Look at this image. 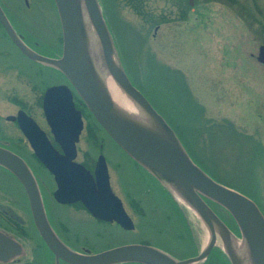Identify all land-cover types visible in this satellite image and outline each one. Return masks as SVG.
<instances>
[{
  "label": "rangeland",
  "instance_id": "obj_1",
  "mask_svg": "<svg viewBox=\"0 0 264 264\" xmlns=\"http://www.w3.org/2000/svg\"><path fill=\"white\" fill-rule=\"evenodd\" d=\"M2 1L13 6L14 24L29 46L49 56L62 53V28L54 0H27L28 5L26 0ZM99 2L123 66L176 131L193 160L219 182L253 198L264 213V64L257 60L264 44V0H194L193 6L189 0ZM183 7L186 17L180 18ZM1 34L0 51L7 50L10 56L0 58V113L5 114L15 109L7 99L10 94L17 96L16 89L29 97L32 81L41 92L64 80L57 73L48 76L47 71H52L46 64L27 58ZM34 107L28 108L33 115ZM88 113L87 124L94 131L90 142H84L85 148L91 149L93 157L99 152L106 156L112 186L136 229L105 226L78 207L57 206L49 192V210L59 212L64 227L87 231L88 240L81 234L80 243L86 240L83 245L93 251L148 242L184 256L196 247L187 242L190 230L198 232L200 242H208L209 229L198 214L142 170ZM8 130H12L9 125ZM37 170L48 190H53L52 175ZM128 193L139 197L137 206ZM215 210L238 234L231 214L221 207ZM141 211L148 214L140 215ZM0 226L18 232L27 248L26 264H54L35 226L28 197L2 167ZM96 233L103 236L97 239ZM63 236L75 242L69 232Z\"/></svg>",
  "mask_w": 264,
  "mask_h": 264
},
{
  "label": "water",
  "instance_id": "obj_2",
  "mask_svg": "<svg viewBox=\"0 0 264 264\" xmlns=\"http://www.w3.org/2000/svg\"><path fill=\"white\" fill-rule=\"evenodd\" d=\"M62 28L63 48L59 57L42 54L19 35L0 4V21L11 40L29 58L61 71L86 103L108 135L136 162L166 184L203 220L209 229L207 246L196 256L179 259L169 252L143 243H129L98 252L79 251L63 241L47 215L36 177L27 162L0 146V166L13 173L24 186L35 226L53 252L55 264H196L204 260L217 241L223 242L232 264H264V213L247 194L219 182L197 164L173 127L158 112L126 72L99 0H54ZM193 4V0H191ZM257 60L264 64V44ZM111 78L137 107V113L119 106L107 85ZM44 113L64 153L24 111L18 118L38 158L54 174L59 202L81 200L97 218L116 221L132 230L135 223L122 200L114 193L104 154L95 172L75 161L77 141L83 128L81 111L66 84L52 85L43 100ZM231 214L241 238L208 202ZM22 243L0 230V260L22 254Z\"/></svg>",
  "mask_w": 264,
  "mask_h": 264
},
{
  "label": "flooded vegetation",
  "instance_id": "obj_3",
  "mask_svg": "<svg viewBox=\"0 0 264 264\" xmlns=\"http://www.w3.org/2000/svg\"><path fill=\"white\" fill-rule=\"evenodd\" d=\"M26 3L28 5V1L27 0H26ZM0 4H1L3 10L5 11L7 17L11 21L13 27L17 31V33L19 35L23 36V38L25 40V35L21 31H19L18 28L16 27V25L14 24L13 16L16 15L17 13L15 14V10H14L13 6L10 3L4 2L2 0H0ZM189 4L191 6H193L194 5V0H193V4H191V0H189ZM180 5H182V4L180 3ZM181 10H183V12ZM185 10H186L185 7H183V9H180V11H179L180 18H182V16L183 17H186V16H184L185 15L184 13L186 12ZM156 28L158 29L159 28V25H157ZM157 29H156V31H157ZM0 32L3 33L4 37H8L9 40H11L10 36L8 35L6 29L3 26V24L1 23V21H0ZM13 44L16 45L15 43H13ZM61 54H59L57 56H52V55H50V56H52V57H59ZM8 56H9V52L7 50L0 51V58L1 59H6ZM26 57L29 58L28 56H26ZM29 59H31V58H29ZM32 61H34V60H32ZM35 62H37V61H35ZM38 63H40V62H38ZM46 66H48L47 68L52 71V72H48L47 71V75L49 74L48 76H52L53 73H57V74L61 75L62 80H64V82H62V83L60 82V83H56V84H52V85L66 84L67 86H69V88H70V90L72 92V95H73V100H74L75 106H76V108L78 110L81 111L82 119H83V128H82V131H81V133L79 135V140L77 141V157H76L75 161L81 163L85 168H87L92 173H94L95 172V169H96V165H97V161H98L99 155L100 154H103V152H99V154L96 157H93V155H92V153L90 151L91 149L89 147L88 148H85V145H84V142L85 143H89L90 142L89 137L91 136V133L89 131V125L87 124V119L89 120V118H88V116H89L88 111L90 112V110L88 109L86 103L81 98V96L77 93V91L75 90V88L73 87V85L67 79V77L61 71H59L58 69H56L55 67H52V66H49V65H46ZM20 73L22 74V72H20ZM37 73H38V75H42L43 74V72H41V73L40 72H37ZM128 75H129V77L131 79V76H130L129 73H128ZM132 82H133V80H132ZM31 83H33V84H31ZM31 83H30L31 84L30 85V94H28L29 97L27 95H25V94H21L20 93V90L17 91V89H16V92L15 93H18L17 96L11 97V94H10V98L7 99L8 100V103H11L12 104V102H13L12 105H14V107H15L14 111L11 112V113H5V114L4 113H0V146H3L5 148L11 150L12 152H15L16 154H18L19 156H21L27 162V164L30 166L31 170L33 171V173H34V175L36 177V180H37L39 189L41 191V195H42V198H43V202H44V205H45V209H46L47 215L49 217V220H50V222H51L54 230L57 232V234L60 236V238L63 241H65L72 248H74L76 250H79V251H84V250L88 249V248H86L87 247L86 245H83L86 240H84L82 242V245L80 243L81 242L80 240H82L81 234H85V233L87 234V231H85L84 229H82L80 227L77 228L78 231H76V228L74 229L75 230L74 232L71 229L68 230L61 223V217L59 215V212L57 210L56 211H52L51 210L53 212V213H51V211L49 210V207H48L49 192H51L50 194H51L52 201L57 206L78 207L80 210L85 211L86 214L94 217L96 219V221L98 223H100V224H103L105 226H112V225L116 224L118 227H120V229L125 230V231L135 230L136 229V223H135V221H134L135 228L132 229V230H126V229H124L116 221H113V222L112 221H106V220H103V219H100V218L95 217L89 211V209L85 206V204L81 200H78V201H75V202H72V203H62V202H59L56 199L55 192L59 188V184H58V182H57L54 174L45 166V164H43V162L36 155L35 150L33 149L30 141L28 140L27 136L23 132V130H22L21 126H20V123H19V118H18L19 112L20 111H24L28 116H30L31 118H33L36 121V123L40 126L41 129H43L47 133L49 139L51 140V142L55 146V148L60 153H64V149H63L61 143L56 140L55 135L52 133L51 127H50V125H49V123L47 121V118H46L45 113H44V108H43L44 94H45L46 90L50 86H52V85H48L44 91L42 90L40 92V89H39V86H38L37 82H33L32 81ZM133 84H135V83L133 82ZM138 88L140 89V87H138ZM149 101H150V99H149ZM33 107L37 111L35 115L31 114L28 111V108H33ZM37 117L38 118L41 117L42 118V121H41L40 118L38 119ZM4 122H6V123H4ZM8 125H9V127H11L12 130H8ZM105 158H106V156H105ZM106 160H107V158H106ZM136 163L152 179H155L160 186H162L163 188L166 187V188L170 189L166 184H164L161 181H159L155 176H153L147 169H145L143 166H141L138 162H136ZM0 167H2V166H0ZM2 168H4V167H2ZM4 169H6V168H4ZM37 169H39L40 171L42 169L43 170H47L52 175L53 180H54V185H55L54 188H53V190H48L49 189L48 185L43 182V179L40 176V174L38 173V170ZM7 171L19 182V185H20L21 189L24 191V193L28 197L27 192H26L24 186L18 180V178L13 173H11L9 170H7ZM109 173H110V169H109ZM110 183H111V186H112L111 174H110ZM112 189H113L114 193L122 200V202L124 204L123 199L121 198L120 195H118L115 192L113 186H112ZM127 196L130 198V200H132L135 203L134 206H137V204L139 203V197L138 196L133 197V196H131L130 193H128ZM134 206H132V207L134 208ZM30 210H31V207H30ZM31 213H32V211H31ZM138 213L140 215H145V216L148 214L146 211H141V212H138ZM0 230H4V231H7V232L13 234L22 243V245L24 247V252L22 254H19V255L15 256L14 258H11L7 262H3V261L0 260V264H26L27 263V258H28L27 255H26L27 254V248H26L25 243H23V241L20 239V236L17 234L18 232H14V231L8 230V229L3 228L1 226H0ZM82 230H83V232H82ZM65 232H69L71 235H74L75 238L73 237V240L75 242H73L70 239L67 240L63 236V234ZM86 234L84 235V237L87 239ZM197 235H198V232L197 231L190 230V233L188 234V236L187 237L185 236L186 239L188 240L187 241L188 243H191L192 245H196V247L194 248V250L192 252H190V253H188V254H186L184 256H176V255H173L171 253L170 254L173 255L176 258H179V259H184V258H188V257H192V256L198 255L207 246V242L206 243L200 242L198 240V236ZM102 236H103L102 233H96V238L97 239L101 238ZM237 236L239 238H241L240 233H238ZM42 241H43L44 248L48 251L51 259L54 261V264H55V256H54L53 252L48 248V246L46 245V243L44 242L43 239H42ZM141 243L147 244V245H152L151 243H148V242H141ZM121 245H123V244H121ZM115 246H119V245H111V246H108V248H112V247H115ZM108 248H106V249H108ZM91 251L92 252H98V251H101V250H98V251L91 250ZM63 263L70 264V263H67L66 261H63L62 260L61 261V264H63ZM130 263L144 264V263H139V262H130ZM120 264H123V263H120ZM196 264H232V262H231V260H230V258L228 256V253L226 251L225 245L223 244V242H221L219 240L211 248L208 256L204 260H202V261H200V262H198Z\"/></svg>",
  "mask_w": 264,
  "mask_h": 264
},
{
  "label": "bare ground",
  "instance_id": "obj_4",
  "mask_svg": "<svg viewBox=\"0 0 264 264\" xmlns=\"http://www.w3.org/2000/svg\"><path fill=\"white\" fill-rule=\"evenodd\" d=\"M107 85L111 91V94L115 102L123 107L124 109L137 113L138 109L134 103L120 90V88L115 84V82L109 77L107 78Z\"/></svg>",
  "mask_w": 264,
  "mask_h": 264
},
{
  "label": "trees",
  "instance_id": "obj_5",
  "mask_svg": "<svg viewBox=\"0 0 264 264\" xmlns=\"http://www.w3.org/2000/svg\"><path fill=\"white\" fill-rule=\"evenodd\" d=\"M130 1H134V0H130ZM91 113V112H90ZM219 125V124H222V123H215V124H212V125ZM91 126L92 125H90L89 124V131H90V133H91V135H92V133H93V131H94V129H90L91 128ZM201 128V127H200ZM184 144V143H183ZM191 144V143H190ZM232 187V186H231ZM208 202L212 205V207H214V209H215V207L217 208V207H221L220 205H218L217 203H215V202H213V201H211V200H208ZM221 208H223V207H221ZM224 209V208H223Z\"/></svg>",
  "mask_w": 264,
  "mask_h": 264
}]
</instances>
